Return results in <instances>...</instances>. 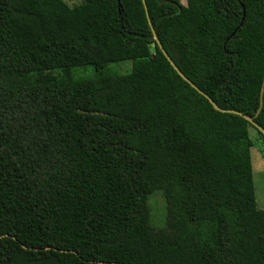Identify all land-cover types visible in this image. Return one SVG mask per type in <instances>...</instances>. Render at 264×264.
<instances>
[{
    "label": "trees",
    "instance_id": "1",
    "mask_svg": "<svg viewBox=\"0 0 264 264\" xmlns=\"http://www.w3.org/2000/svg\"><path fill=\"white\" fill-rule=\"evenodd\" d=\"M146 4L264 128V0ZM250 127L143 0H0V264H264Z\"/></svg>",
    "mask_w": 264,
    "mask_h": 264
},
{
    "label": "rangeland",
    "instance_id": "2",
    "mask_svg": "<svg viewBox=\"0 0 264 264\" xmlns=\"http://www.w3.org/2000/svg\"><path fill=\"white\" fill-rule=\"evenodd\" d=\"M69 5L79 3L81 0H65ZM132 60H123L119 62H111L108 64L109 69L113 73H127L132 67ZM92 67L73 68V74L76 77H87ZM251 138L254 140L252 147V168L254 173V183L256 188V198L258 207L264 208V142L262 136L254 127L249 128ZM150 210L151 225L157 228L164 227L166 224L167 203L160 191L152 193L148 198Z\"/></svg>",
    "mask_w": 264,
    "mask_h": 264
},
{
    "label": "water",
    "instance_id": "3",
    "mask_svg": "<svg viewBox=\"0 0 264 264\" xmlns=\"http://www.w3.org/2000/svg\"><path fill=\"white\" fill-rule=\"evenodd\" d=\"M144 2V5H145V9H146V13H147V16H148V20H149V23L151 25V28H152V31L154 33V37L155 39L157 40L160 48L162 49L164 55L167 57V59L170 61L171 65L174 67V69L185 79L187 80L196 90H198L200 93H202L203 95H205L209 101L213 104V106L220 110V111H226V112H236V113H239L240 115L244 116L246 119H248L249 121H251L253 123V125H255L260 131H262V133L264 134V128L262 126H260L257 122H255L254 120V117L252 116H249L247 114H244L242 112H239V111H236L234 109H224V108H221L216 102L215 100L209 96L207 93H205L204 91H202L194 82H192L181 70L180 68L177 66V64L174 62V60L170 57V55L167 53V51L164 49L162 43L160 42L159 40V37L156 33V30L154 29V26L151 22V19H150V16H149V13H148V8H147V4H146V0H143Z\"/></svg>",
    "mask_w": 264,
    "mask_h": 264
}]
</instances>
